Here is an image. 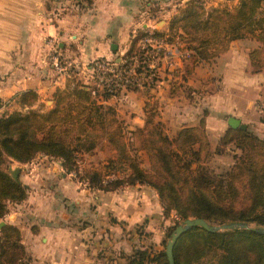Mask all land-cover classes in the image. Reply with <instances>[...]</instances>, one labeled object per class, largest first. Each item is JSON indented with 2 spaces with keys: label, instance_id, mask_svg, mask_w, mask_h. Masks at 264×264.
<instances>
[{
  "label": "crops",
  "instance_id": "crops-1",
  "mask_svg": "<svg viewBox=\"0 0 264 264\" xmlns=\"http://www.w3.org/2000/svg\"><path fill=\"white\" fill-rule=\"evenodd\" d=\"M48 1L67 3L58 23L51 18L45 0H0V82L6 83L5 90L11 94L25 89L52 93L64 86V80L46 65L45 54L56 39L62 54L81 64L99 58L116 59L122 50L119 42L130 32L137 9L136 0H89L90 6H84L81 0ZM112 44L117 45L116 50L111 49ZM260 46L248 38L230 41L211 62L195 65L185 79L180 78L176 89H170L169 80L160 81L149 95L158 100L154 101L166 129L176 135L185 127L200 126L203 116L202 126L209 136L212 155L217 140L229 128L227 120L231 116L245 123L246 130L264 138V121L254 107L256 98L264 92V55L257 71L249 56ZM210 86L214 90L210 91ZM126 98L131 102L125 106L121 99ZM136 98L142 100L141 113ZM146 98L145 93L134 90L107 103H117L115 110L120 114L128 110L134 126L143 128L141 114L146 110ZM131 112L135 115L131 116ZM228 150L238 153L229 145L222 154ZM41 162L28 163L31 168L24 174L29 180L25 187L27 193L32 191L14 203L3 224L20 230V243L31 263H124L131 254L127 252L141 242L135 228L143 224L144 230L151 231L152 220L161 213V202L154 191L140 184L122 192H90L86 185L81 187L64 174L58 176L54 159L45 165ZM49 184L61 187L57 192L63 195L54 198L43 192ZM103 196L109 206L106 210L102 209ZM60 198L65 199L62 204Z\"/></svg>",
  "mask_w": 264,
  "mask_h": 264
},
{
  "label": "trees",
  "instance_id": "trees-1",
  "mask_svg": "<svg viewBox=\"0 0 264 264\" xmlns=\"http://www.w3.org/2000/svg\"><path fill=\"white\" fill-rule=\"evenodd\" d=\"M190 17H194L190 16V10L180 15L183 22ZM212 24L215 26L213 33L210 36L207 32L203 36L199 35L201 39H198L197 46L193 44L196 32H191L185 26L179 28L183 34L178 35L183 46L166 39V43L190 52L184 63L182 79L195 65L211 62L227 48L230 41L238 39H253L261 44L249 56L255 71L262 67L260 53L264 51V0H239L232 10L210 9L204 21L196 25L204 30ZM173 28L170 24L169 29ZM142 35L162 38L165 34L154 31ZM138 40L136 38L133 41L126 56L138 52L133 50ZM215 49H219V52L213 53L210 58L209 52H215ZM18 96L20 103L26 106H31L37 99L36 92L32 90L21 92ZM101 98V101L96 100L91 91L79 82L73 87L68 82L63 89L55 90L52 95L53 106L48 110L16 111L0 117V218L7 213V203H18L26 197L25 188L4 169L5 158L28 163L41 153L60 159L62 166L67 169L73 168L78 154L90 151L98 144L99 139L92 131L99 127L102 135L107 138V134H115L106 123L110 116L116 117L114 108L106 104L110 94L102 93ZM156 110V103H147L145 126L129 131V134H144L148 123L152 121L150 116ZM202 125L201 120L200 126L185 127L174 138L157 127L155 135L160 144L156 142L155 151L158 150L157 154L166 165L169 175L154 176L143 170L133 159L126 157L127 162L120 163L123 171L128 170L122 177L114 175L105 179L99 171L94 170L88 171L83 180L89 187L102 191H114L123 185H148L156 190L165 211L175 212L181 220L202 217L211 223L247 221L264 226V138L246 129L229 127L219 138L213 152L222 154L225 151L223 149L232 145L240 153L233 154L235 161L228 173L217 180H211L201 171L195 174L190 170L191 164L211 153ZM119 138L121 140V134ZM119 144L122 148L129 145L124 141H119ZM173 157L180 164L178 168L175 167ZM182 168L187 169L189 174L183 175L180 170ZM0 231V264H21L25 249L20 243L18 228L6 224L0 227ZM151 248L142 245L133 249L125 257L124 263L114 261L107 264H167L164 249L153 251ZM212 249L216 250V260L209 264H264V234L244 229L208 232L200 227H192L179 237L173 251L175 264H203L198 260ZM8 256L12 259L6 263L4 259Z\"/></svg>",
  "mask_w": 264,
  "mask_h": 264
},
{
  "label": "rangeland",
  "instance_id": "rangeland-1",
  "mask_svg": "<svg viewBox=\"0 0 264 264\" xmlns=\"http://www.w3.org/2000/svg\"><path fill=\"white\" fill-rule=\"evenodd\" d=\"M81 2L84 4V6H90V4L92 3L89 0H81ZM238 3H239V0H202V1L201 0H136L137 9L135 11V16L133 17V21H132L133 24L131 25V27L129 29L130 32L125 35L124 41L119 42L121 44L122 50H121V52H118L119 54H117L118 55L117 58L122 57L127 52V50H129V48L132 46L133 41L136 38H138L139 40L136 41V43L133 46V50H135V51L143 49V47H145V43L149 44L152 42L150 39L149 40H147V39L140 40V39L144 38L142 33L146 35V33H148V32L152 33L154 31H158V32L165 34L162 37V40H163L162 44L163 45H165L164 42H167V40H168V41H171V43L177 42L178 44L183 46V44H181V38L178 35L180 33H182V30H179V28L183 29L182 27H184V26L188 27V29L191 32H193V31H194V33L196 32L195 33V39H193V44L195 46H197L198 45V39H201V37L199 35L203 36V34L207 32V34L210 36V33H213V29L215 27L213 24L204 30L200 27H197L196 24H198V22L204 21V19L207 16V12L213 8H226V9L232 10L238 5ZM64 4L66 6L67 3L64 1L63 2H61V1L57 2L56 1L55 3H53V1L45 0L46 7L49 8V10H51V18L53 20L55 19L56 23H58L57 19H59L61 16H63L65 14V11H63V9H62V8H66V7H64ZM73 4L78 5L80 3L73 2ZM185 10H190V16L194 15V17H192V18L190 17V19H187L186 21L183 22L180 19V15ZM68 19L71 20L73 18L69 17ZM170 24H172V26L174 27L173 29H169ZM174 33H175V35H173ZM147 37H149V35H147ZM185 37H188V35L187 36L185 35ZM115 39H117V38H115ZM189 39H191V37ZM162 40H160V41H162ZM251 40H253V39H251ZM55 41H58V39H56ZM55 41H54V43H52V46H50L49 51L48 52L46 51L47 53L45 54V58L47 57L46 58L47 67L50 66V62L48 59L49 53H51L53 50H59L62 53L61 48L59 47L58 43ZM170 45L176 46L175 44H169L168 48L171 47ZM170 49L172 50V48H170ZM219 49H215V52H212V51L209 52L208 56L211 58L213 53H216ZM262 52L263 53H260V58L264 54V51H262ZM151 53L149 51V53H147V54H151ZM110 59H115V58H110ZM179 59H180V57H179ZM179 62H180V67H181L180 70L183 68L182 73H184V64L181 61V59ZM184 63H185V61H184ZM164 67H167V65H165ZM158 72H159V75H161L163 77V79L166 77L167 78L166 80H169L171 90L176 89V87L178 85L177 83L180 81L179 80L180 78L182 80L181 72L179 70L177 71L176 68L172 67L168 74L165 73V69H163V68L158 70ZM52 73H54V72H52ZM126 73H128V75L130 74L129 71L128 72L126 71ZM117 79H120V76H118ZM145 79L144 80L141 79V80L145 81ZM213 79H215V77ZM77 80L79 82L85 81L86 83H89V86L91 88L92 87L95 89L97 88L98 89V92H97L98 95H94L92 93H91V95L95 96L96 100L101 101V95L103 92H102V88L100 87V85L98 83V79L96 77H94V78L88 77L87 73L84 72V73L80 74L79 77H77ZM148 80H149L148 83H150V84H147V86L140 85L139 87L124 89L121 93L116 94L115 96L110 95V98H108V100L109 99H117L118 97H123V95L127 91L140 90L142 93H145L147 95L146 99L148 102L147 101L146 102L150 103V104H154V103L158 102V100H156L154 95H149V93L154 92V90L157 89V85L159 83L157 82V84L154 86L153 82H150V79H148ZM74 84H76V82H74ZM151 84H153V85L150 86ZM65 85H66V81H64V86L61 89H63L65 87ZM217 85H218V83H217ZM5 86H6V83L0 82V117L6 116V115H8L12 112H16V111L24 113L30 109L34 110V111H39V110L46 111L53 106L52 95L56 89L52 93L49 91L36 93L37 94L36 101L31 106H26V105H23L20 103V97L18 96V93L28 91L30 89L20 90L19 92L15 93V94L14 93L11 94L12 91H10L9 89L5 90L6 89ZM209 90L210 91L214 90L213 86H210ZM32 91H34V90H32ZM172 92L174 93L175 91H172ZM136 97H138V96H136ZM108 100L106 101V104H108L107 103ZM121 100L125 106L131 102V100L129 101L128 98H126L125 101H124V99H121ZM135 100L137 103L136 107L139 110V113H141L142 100L138 99V98H136ZM154 100H156V102ZM157 105H159V104L157 103ZM110 106L113 107L115 110L116 107L118 106V104L115 103V105H110ZM147 109H149V108H147ZM115 113H116V117L113 118L110 116L114 120H111V118L109 117L108 121L106 122L108 127L111 128V130H113V132L115 134L114 135L107 134L109 137V138H107V136L102 135L103 132H102L101 128H99V127H97L95 131H92L93 135L99 139L98 144L92 150L78 154L77 159H76V165L73 168L67 169V168L63 167L62 164L59 166L57 161H59L60 159H57L55 157L46 156V155H43L41 153L37 154L33 158V160L28 162V163H31L33 161L34 162L42 161L41 164L45 165V164H48L47 161L54 159L55 162L53 163V165H54L55 169L58 171V176L60 174H64V176H66L68 179L72 178V180L77 182L78 185H80L81 187H84V185H86L91 190L90 191L88 189L90 192H92V191L97 192V191H96V189L89 187L88 183L83 180V178L85 179V175L88 171L97 170L100 172L101 175H103V177L105 179L112 178L114 175H116V176L119 175L120 177H122L128 171V170L123 171L120 168V167L123 168L122 165L120 166L121 162L122 163L127 162L126 157H130L131 159H133L136 163H138V165L143 170L149 172L150 174H152L154 176H156V175H163V176L169 175L168 171L166 170V165H164L162 163L160 156L157 154L158 150L155 151L156 147L154 145L156 144V142L160 144V142L157 141V136L155 135V131L158 130L157 127H160V129L163 131V133L168 135L170 138H174L176 135L171 133V131H168V129H166L167 125L160 121L159 109H157L156 112L150 116V117H152V121L150 123H148V126H147L148 128L144 132V134H142V133H136L135 135L131 134V135H133L132 139H131L132 136L129 134V131H134L139 127L134 126V125H136V123L133 122L130 115H128L129 114L128 110H126V112L124 114H120L116 110H115ZM203 114H205V112ZM134 115L135 114H133V112H131V116H134ZM145 115H146V113H144V112H143V114H141V117L143 118L144 122H145V117H146ZM260 116H261V114H260ZM202 117H201V119L204 122V119ZM260 119L263 120L264 116L260 117ZM158 122H160L159 125L157 124ZM119 131H121V132H119ZM204 132H205V130H204ZM120 134L122 135L121 140H119ZM206 137H208V140H209V136H207V133H206ZM119 141L120 142L124 141V143H127L129 145L127 147L122 148V146H120V144H119ZM218 142H219V139L217 140V144L215 147H217ZM210 149H211V145H210ZM224 150L225 149H223V151ZM237 151L239 154L240 151L239 150H237ZM232 152L234 153V151H229L226 153V155L225 154H222V155L213 154L212 155V152H211L210 156H203L200 158V160L191 164L190 170L193 171L195 174H197V173L200 174L202 172L201 174L206 175V177L208 179L217 180L218 177L224 176L226 173L229 172V170H231L233 163L235 161L234 157H231V155L233 154ZM45 157H47V158H45ZM173 158L175 161L174 162L175 167L178 168L179 167L178 165H180V164L177 163V160L175 157H173ZM110 161H113V163H109ZM28 163H21V162H18L16 160L10 158V157H6L4 162H3V167L7 171V173L11 176V178L16 180L17 182H19L25 188L26 197L32 191L30 189L31 191L29 193H27L28 189L25 187V184L28 185L29 180H28V178H24V174H25V172H28V170L31 168V166ZM126 167L127 166H124V168H126ZM14 168L16 169V172H17L16 175H13L11 172V170H13ZM180 170H181V173L183 175L189 174V171L185 168H182ZM34 171H36V170H34ZM135 185H140V184H135ZM135 185L119 186L116 190H119L120 192H122L123 189L126 188L124 190V191H126L128 187L135 186ZM29 186H30V184H29ZM144 186L148 187V188H146V187L144 188L146 190L151 188L148 185H144ZM237 186L239 187L238 184H237ZM46 188L47 189L44 190L43 192H45V193L48 192L49 196H53L54 198H56L57 194H58V196H59V194L63 195L61 192H57L58 190L61 189V187L59 188L56 185L51 186L49 184L48 186H46ZM151 189L154 191L156 197L159 199L156 190L153 188H151ZM104 192H106V191H104ZM150 192H151V190H150ZM45 193H43V194L45 195ZM40 194H41V192H40ZM240 195H242V193H240ZM60 197H62V196H60ZM58 201L61 202L60 204H62L65 201V199L60 198ZM101 202L103 205L102 209L106 210L107 207L109 208L108 203L106 204L107 200L105 199V196H103V199H101ZM14 203L15 202L6 204L7 213L3 217L0 218V223L5 221V216L8 214V212L12 208L15 207ZM160 211H161L160 215H157L156 219L152 220L153 222H151L152 223V227H151L152 230L151 231L144 230L143 224L138 225L135 228L136 237H139L141 239V242L138 245L136 244V246L141 247L142 245L143 246L149 245V246H152L151 250H153V251L164 249L166 242L169 239L170 234L173 231V229L178 224L182 223V221H183L179 217L176 216L175 212L165 211V209L163 208V205H161ZM158 216L161 218L158 219L159 218ZM225 223H227V222H225ZM213 224H221V223H213ZM19 232H20V230H19ZM20 235H21V232H20ZM0 236H2L1 231H0ZM133 246H134V244H133ZM130 250L127 253L130 254V252H132ZM215 253H216V250H214V249H212L210 251H206L205 254H203L201 256L202 258H200L198 261L202 262L203 264L204 263H206V264L214 263V261L216 260ZM22 254H24V255H23V259H22L21 264H33V263H31V261L29 259V255L27 254L26 251H24V253H22ZM11 259L12 258H10L8 256L4 260L6 263H8ZM193 264H195V263H193Z\"/></svg>",
  "mask_w": 264,
  "mask_h": 264
},
{
  "label": "built area",
  "instance_id": "built-area-1",
  "mask_svg": "<svg viewBox=\"0 0 264 264\" xmlns=\"http://www.w3.org/2000/svg\"><path fill=\"white\" fill-rule=\"evenodd\" d=\"M143 39H150L152 42L149 44L145 43L143 49L138 50L136 53L133 52L130 56L124 54L122 57L116 59L99 58L81 64L65 57L59 50H53L49 53L48 59L55 75L66 81V84L69 82L71 87H73L74 82H79L77 77L85 72L88 77H96L98 79L103 93L106 92L112 96L121 93L124 89L139 87L140 85L147 86V84H150L148 83V79H150V82H153L154 86L157 82L166 80V77L163 79L159 75L158 70L162 68L165 69V73L167 74L172 67L182 73L183 70H180L179 61L181 59L184 64V61L190 55L189 51L180 50V48L174 45H170L171 50L168 48V43L164 42L165 45L162 44V38L145 36L140 40ZM149 51L152 53L147 54ZM176 56H179L180 59ZM165 65L167 67H164ZM126 71H129L130 74L128 75ZM118 76H120V79H117ZM141 79H145V81ZM79 83L94 95L98 92L97 88H91L89 83L85 81H80ZM254 107L258 113L264 116V92L258 95L254 102Z\"/></svg>",
  "mask_w": 264,
  "mask_h": 264
},
{
  "label": "water",
  "instance_id": "water-1",
  "mask_svg": "<svg viewBox=\"0 0 264 264\" xmlns=\"http://www.w3.org/2000/svg\"><path fill=\"white\" fill-rule=\"evenodd\" d=\"M112 50L117 49L116 44L111 45ZM227 124L231 128H239L242 130H245L247 128V125L243 122H241L240 119L235 118V117H229L227 120ZM17 173V172H16ZM13 174V175H16ZM4 222L0 223V226L3 225ZM192 227H200L208 232H222V231H229V230H249L253 231L259 234H264V226L261 225H253L247 221H232V222H227V223H221V224H213L206 219L202 217H194V218H186L182 221V223L178 224L173 231L170 234L169 239L166 242L164 252H165V257L167 264H175L174 260V246L179 239V237L188 231Z\"/></svg>",
  "mask_w": 264,
  "mask_h": 264
},
{
  "label": "bare ground",
  "instance_id": "bare-ground-1",
  "mask_svg": "<svg viewBox=\"0 0 264 264\" xmlns=\"http://www.w3.org/2000/svg\"><path fill=\"white\" fill-rule=\"evenodd\" d=\"M11 172H12L13 174H15V173H16V169L14 168L13 170H11Z\"/></svg>",
  "mask_w": 264,
  "mask_h": 264
}]
</instances>
